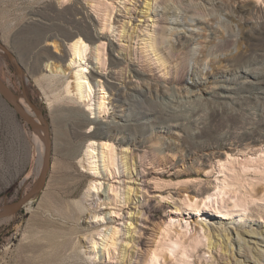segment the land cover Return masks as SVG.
Wrapping results in <instances>:
<instances>
[{
    "label": "rangeland",
    "instance_id": "obj_1",
    "mask_svg": "<svg viewBox=\"0 0 264 264\" xmlns=\"http://www.w3.org/2000/svg\"><path fill=\"white\" fill-rule=\"evenodd\" d=\"M57 1L0 0V79L16 94L17 101L22 98L26 108L33 113L22 96L24 89L29 101L43 113L51 142L50 169L44 189L16 214L0 219V264H56L53 261L55 256L65 257L57 241L76 230L62 220L64 210L73 205H77V209L87 217L77 223V245L82 247L77 250L81 257L77 258V263L80 264H94L95 255L89 247V238L92 235L101 238L106 222V226H115L120 232L116 235V247L108 246L109 250L101 251L98 254L101 260H95L97 264H154L149 260L152 255L158 258L155 264H255L258 255L254 247L264 251V237L257 235V238H251L248 232L264 231V181L252 175L261 170L249 168L250 172L243 180L244 186L240 188L230 176L239 172L240 163L255 159L257 155L264 157V138H259L264 136V0H216L218 15L215 17L203 9L205 0H149L154 7L151 11L145 4L146 0H77V8L89 17L92 32L99 34L93 42L87 41L92 53L99 46V70L116 73L108 80L110 85L116 88L130 84V81L138 84L146 81L175 97L185 92L184 86H191L207 98L198 102L184 98L176 103L175 99L163 101L144 94V97L139 95L138 100L132 97L134 93H127L120 105L115 102V90L111 92L110 88L105 93L106 90L96 88L100 97L110 96L106 100L110 102L109 112L112 115L101 120L118 121L120 118L116 116L121 117L120 133L127 140L125 143L115 140V152L106 151L108 158L110 154L118 155L115 165L105 159L108 171L112 173L104 170L107 177L101 182L111 184L114 189L117 187V195H123L117 198L116 191L107 189L106 203L111 204V209L104 210L107 221L97 223V226L89 223L92 220L89 210L95 208L99 212L105 205L96 208L91 204L89 197L86 198L90 178L78 174L76 177L67 168L61 149L62 139L56 124L52 123L47 96L32 77L31 56L25 49L20 50L15 42L24 35L26 13L31 7L40 8L52 3L60 9ZM73 1H65L64 6L72 5ZM165 7L171 8V11L164 13L156 9ZM172 10L207 17V23L210 21L212 26L221 27V32L227 36L218 30L210 34L207 38L210 40L209 49L213 55H227L228 60H220L211 69L197 67L190 59L187 44L182 42L178 45V41L168 39ZM127 22L128 34L123 37L120 27ZM104 25L106 28L101 29ZM208 34L204 33V37ZM47 48L52 54L53 47ZM112 59H120V64L110 66ZM93 62L96 60L93 59ZM45 65H42L44 70L41 74L46 73ZM224 78L228 81L222 84H231V89L235 88L231 93L220 96L207 94L204 89L220 83ZM83 130L91 129L87 126ZM251 132L254 139L245 135ZM32 133L36 132L0 96V207L21 198L38 179L41 165L38 164V151L32 143ZM86 145L87 142H84L77 162L82 158ZM229 163H233L232 166H228ZM220 164L228 168L223 174L231 182V187L249 195L250 203L243 216L237 211L222 209L219 211L223 215L214 212L197 215L181 204L184 196L202 197L212 191L218 182L216 177L222 178L223 175L218 172ZM77 169H81L79 164ZM113 176L118 179L111 178ZM76 180H81L82 184L77 194H73ZM127 187L138 190L131 193L130 201L123 205ZM114 211L118 212L112 213ZM101 230V235H97V231ZM236 231L241 239L249 241L241 247L240 254L237 251L241 240L238 243ZM228 232L233 256L230 252L225 254L224 235ZM126 244L127 247L124 246ZM180 247L187 248L183 256L187 263L179 261ZM122 250L123 253L125 250L123 260ZM262 262L264 264V258L259 261L260 264ZM58 263L70 264L66 258Z\"/></svg>",
    "mask_w": 264,
    "mask_h": 264
},
{
    "label": "bare ground",
    "instance_id": "obj_2",
    "mask_svg": "<svg viewBox=\"0 0 264 264\" xmlns=\"http://www.w3.org/2000/svg\"><path fill=\"white\" fill-rule=\"evenodd\" d=\"M65 1L67 0H58L56 2L57 6L59 7L61 6L60 9H57V7L55 8L52 3L43 5L40 8L31 7V9H29L26 13L27 26L22 32L24 35H21L18 39L15 40V42L16 45L19 46L20 50L25 49L28 55L31 56L29 58H30V63H32L31 65L32 77L34 78V81L39 86L41 91L47 96L48 108L52 116V123L56 124L59 135L61 136L62 139L61 149L63 156L67 161V168L76 177L78 174L79 176L90 178L91 183L87 192L89 194H87L86 198L89 197L88 200L91 201V204H94L96 208L98 207L100 208L101 206L105 205L104 207L99 209V212L95 211V208L93 211L89 210V214L92 218V220L89 221V223H92L97 226V223L106 220L107 212L105 213L104 210L108 208L111 209L110 208L111 204L106 203L107 189L116 191V193L114 194H116L117 198L118 197L120 198L123 195V193L117 195L118 190H115L117 187L114 189V186H112L111 184L101 182L103 179L107 177V174L103 173V171L104 170L108 171L109 169V167H107V162H105V159L110 161L111 165H115L118 155V153L116 154L114 153V155L110 154L108 158L106 151L109 150L111 153L115 152L114 151L115 148H113L114 145L113 142L115 140H117V142L120 143L123 142L125 143L127 142V140L120 133L121 126H119V121H121L122 119L121 117L113 115L116 116V118H120L118 121L101 120V118H105V116L109 118L112 115V113L109 112V110L111 109V108L109 109L110 102L109 101L107 102L106 100L110 96L108 95L107 98L105 96L100 97L98 94L99 92H96V88L100 87V89H102L103 91L106 90L105 93H108L107 89L110 88H111L110 89L111 92L115 90L116 96L114 99L115 102L120 103V105L122 104L121 101L122 98L126 96L127 93L130 95L134 93L132 97L138 100L140 99L137 97H139V95H142V97H144L143 96L144 94L146 96L159 97L163 101L166 100L170 101V99H175L176 103L181 102L182 99L184 98L189 101L190 99H192L193 102L195 101L198 102L199 100H201V98L204 99L207 98L204 97L201 92H199V89H193L191 88V86H186V87L184 86L183 89L185 92L182 95L179 94L178 96L175 97V95L171 94V92H167L166 90H163L161 88H154L146 81H142L141 84L130 81V84L124 85L123 87L117 86L116 88H114L112 85L109 84L108 80L113 78V74L116 73L111 71L105 73L102 70H99V67L97 66L99 62L101 63L99 46L95 48V51L92 53L91 48H88L89 45H87V41L93 42L96 38H99L98 37L99 34H94L92 32L91 27L89 26L90 25L89 17L82 9L77 8V0H74L73 4L68 6H64ZM145 4L147 5L149 11H151V9L154 8L153 5L150 4L149 0H146ZM156 9L164 13H169L171 11V8H166V7L162 9L161 8H156ZM176 9L178 10V8ZM203 9L209 11V13L213 17L218 15L217 13L218 3L216 0H205V3H203ZM177 10H172V14L169 17L170 27L167 30L169 41L172 42V40H176L178 41V45H181L182 42L187 44L189 48L191 61H193L194 64L197 67L201 68L202 70L208 68L211 69L214 66V64L218 63L220 60L227 61L228 57L225 54H220V55L212 54L208 44L210 40L207 39L210 37L209 36L210 34H215L217 30L221 32V27L219 28L218 25L212 26L213 23H211L212 25L209 24L210 21L209 23H207L206 22L207 19H205L207 17L204 16H203L204 18H202V16L195 17L193 16V14L192 15L189 14V12H180ZM128 25L129 22L124 24L122 23V26L120 27L122 30L121 32L123 37L127 36L128 34L127 31ZM108 27L110 28L111 26L108 25ZM105 28L106 26L104 25L102 26L101 29H105ZM6 30L8 31V29ZM186 33L187 35H185ZM204 33H209V34L207 37H204L206 36L204 35ZM225 34H226L225 32L222 33L223 36H227ZM241 40L242 39H240V41ZM47 47H53L54 49V51L52 52L53 55L49 52V48ZM22 58L23 55L20 56L21 60ZM93 59L96 60V62H93ZM238 61L241 60L238 59ZM119 62L120 59H112L110 62V66L111 65L118 66L120 64ZM43 64H46L45 67L47 68L44 71L46 72L45 74H41L44 70L42 69ZM134 72H136L137 74V71ZM225 81H228V79L224 78V80L220 81V83L216 82L213 86L206 88L204 90H206L207 94H209L210 96L212 94L215 95L219 94V96L222 94H229L235 88L231 89L232 87L231 84L230 85L222 84V82L224 83ZM129 90H131L132 92L129 93ZM217 90L218 92L215 93V91ZM18 103L22 105L29 112L22 98H18ZM172 104L173 103H171V105ZM81 105H83L84 108L83 107L81 108ZM173 105L176 104L174 103ZM203 105H205V103ZM87 113L88 114L90 113L91 117L89 115L87 116ZM87 126L91 130L84 131L83 128ZM67 127L69 128L68 132L66 131ZM253 134H254L253 132L245 133V135H248L247 137H249L250 139H254ZM119 135L122 136L120 137ZM259 138H264V136H260ZM168 139L171 140L170 138ZM84 142H87V145L84 146L85 148H83L82 150L83 152L82 158H80L79 161L77 162V159L79 157ZM32 143L33 146L36 147L38 151V164L40 166L42 165L44 143L37 133H32ZM77 164H79L81 168L80 170L77 169ZM230 164L231 163H229L228 166H230ZM249 168H253V169L259 168L261 171L256 172L252 175L253 177L257 178V180L259 179L264 181V157L261 155H257L255 159L251 158L248 159L247 162L240 163L239 172H236L232 176H230L231 181L233 183H237L239 185V188L244 186L243 180L244 177L247 175V173L250 172ZM225 169L228 168H225V165L220 164L218 166L219 174L225 173ZM108 173L111 174L112 172L108 171ZM225 175L223 174L222 178L216 177V179H218V182L216 183L212 191H210L208 194L202 197L193 196L191 198H189L188 196H184L181 199L182 206H184L187 210H190L197 215H200L201 213L204 212H214L215 214L223 215V212L219 211V209H222L223 211H227V212L237 211L240 214H242V216L245 215L247 211V205H249L250 203L249 195L247 192L246 193L241 192L242 190H240L239 188L237 189V187H235L236 189L232 188L231 182L228 181V178ZM111 178L114 179L115 177L113 176ZM81 184H82L81 180L75 181L74 184L75 190L73 191V194H77V189L80 188ZM137 190L138 188L134 189L132 187H127V192L125 193V197L123 199L124 200L123 205H126L128 201H130L131 198L130 194L135 191L137 192ZM112 191L110 192L112 193ZM263 195H264V190H263ZM103 196L105 197L102 198ZM121 209L122 208H119L118 210ZM101 210H103V212H101ZM117 212L118 211H114L112 213H117ZM108 213L111 214V212ZM62 215H63L62 220H65L68 224L73 225L76 228V230L73 232V234H70L68 237H64L65 236L64 235L63 237L60 238L61 240L57 241L58 248H60L62 253L65 252L63 253L65 257L62 255L55 256L53 258V261L56 264H59L58 262H61L62 259L64 260L66 258L70 264H80L77 263V258H81L80 255L78 254L79 251L77 252V250L82 249V247H78L77 245V223L82 218L85 220L86 216H84V212L82 210L77 209V205H73L71 208H68L66 211L64 210ZM115 215L116 214H113L112 216ZM85 223H87V221H85ZM106 225L107 222L105 225H103L105 227L103 235H101L102 230L97 231L96 233L97 235H101V238L100 237L96 238L95 235H92L89 238L90 240L89 242L91 243V244L89 243L90 244L89 247L92 248L91 249L92 254L94 253L95 255L93 258L94 264H97V261H95L96 259L101 260V256L98 255L100 254L101 251L103 252L104 250H109L108 246L116 247L117 244L118 238L116 237V235L120 232L119 231L120 229L115 228V226L109 228V226ZM103 226L101 228H103ZM130 226H132V224ZM185 228H186L185 230L186 233L188 230L186 223H185ZM107 231H109V233H107ZM235 233L237 236L238 243H240L241 240V244L239 245V251H237L238 252L237 254H240L239 252L241 250V247L247 245L249 241L245 239L244 240L241 239L239 232L236 231ZM257 235L260 236V238L262 236L264 237V231L256 232L255 230H252L251 232H248V236L251 238H257L255 237ZM73 236H75V239H73ZM262 240H264V238ZM224 242H225L224 246L226 247V250L224 249L225 254L230 252V255H232L233 245L231 243V238L229 237V232L224 235ZM127 245L128 244L124 246L127 247ZM174 245H176V243H174ZM248 248L250 250H253L252 247H248ZM169 249L172 250V247L170 246ZM186 249L187 248L184 247L179 252V261L184 263H187L183 257L187 253ZM173 250H175V248H173ZM254 250L258 255V258L256 257L255 261L257 264H260L259 261H262L264 258V253H263L264 251L258 249L257 246L254 247ZM121 252H122L121 259L123 260L125 258V250L124 253L123 250ZM169 252L173 253V251H169ZM156 257H157L156 255H152L150 257L149 260L151 261V263L154 264L157 263L158 258ZM176 261H178V259ZM239 262L241 263L242 261Z\"/></svg>",
    "mask_w": 264,
    "mask_h": 264
},
{
    "label": "water",
    "instance_id": "obj_3",
    "mask_svg": "<svg viewBox=\"0 0 264 264\" xmlns=\"http://www.w3.org/2000/svg\"><path fill=\"white\" fill-rule=\"evenodd\" d=\"M3 50L8 56H11V54L7 50ZM17 67L20 73L21 71L18 64ZM0 96L16 112V114L27 123L30 129L35 131L40 136L41 140L44 143L42 165L37 181L32 186V188L21 198L0 207V219H4L16 214L28 202H30V200L35 197V195H37L44 189L47 181L48 171L50 169L51 142L49 137V126L43 117V113L29 101V99L25 95L24 89L22 91V96L33 113L28 112L22 105L18 103L16 94L1 79Z\"/></svg>",
    "mask_w": 264,
    "mask_h": 264
}]
</instances>
